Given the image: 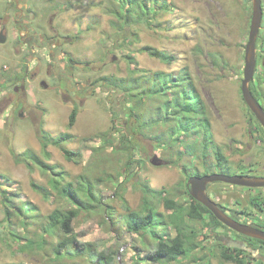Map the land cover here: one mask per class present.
I'll use <instances>...</instances> for the list:
<instances>
[{"label":"rangeland","instance_id":"rangeland-1","mask_svg":"<svg viewBox=\"0 0 264 264\" xmlns=\"http://www.w3.org/2000/svg\"><path fill=\"white\" fill-rule=\"evenodd\" d=\"M26 3L27 14H35L31 30L40 34L28 36L27 40L34 43L41 35H56L53 39L48 38V47L37 51L35 60L29 65L30 72L38 70L34 67L38 60L43 62L41 67L48 64L56 73H73L74 81L66 95L59 89L56 94L44 90L39 85L41 79L57 81L55 75H47L44 66L39 79L31 78L28 82L26 91L18 93L13 89L12 82L24 59L29 58L30 46H22L12 18L15 8L8 7L5 15L9 25L7 40L0 42V264L89 262L88 255L84 258L78 256L83 252L78 250L77 244L71 247L72 253H79L76 256L71 255L70 249L58 255L55 244L60 239L59 235L50 237L44 228L38 227L39 223L47 222L44 217L53 209L78 206L70 203L60 190H52V196L44 198L32 187L31 180L47 185L50 176L34 159L31 160L32 169L25 162H16L12 150L22 153L28 149L34 150L36 158L62 166L68 173V179L74 180L82 172L86 180L99 176L105 179L101 185L105 196L101 206L104 207H99L97 212L81 210L74 220V229L80 241L92 242L99 250H116L118 264H234L222 257L227 236L232 241L240 238L253 248L246 249L245 253L252 264H264L260 259L264 257L263 239L248 240L245 234L240 236L232 229L215 223L208 213L204 219L193 221L199 233L189 256L175 261L154 262L148 255L164 234L162 229L130 232L126 226L127 211L123 200L119 193L116 194L119 183L123 181L126 187L124 197L132 208L139 209L145 195L143 188L150 185L156 189L164 188L188 206L191 202L189 177L203 173L206 170L203 163L209 172H219L213 156H209L206 162L202 156L186 151L185 134L179 135V140L172 143L158 137L166 127L161 119L157 126L146 125L154 117V94L149 93L142 100L125 98L124 93L115 87L121 79L143 75L147 70L177 74L188 72L210 109L214 138L229 158L224 166L229 165L231 169L222 172L264 177V127L252 120V110L241 89L253 0H166L163 8L154 6L159 12L151 23L127 25L124 32L120 26L122 22L111 12L114 0H26ZM4 6L5 1L0 0V14L4 12ZM261 31L264 38V17L260 34ZM259 37L257 61L260 58L264 63V41H259ZM58 40L63 46L55 50ZM145 45L168 50L174 59L167 62L153 57L141 50ZM49 47L55 50L53 57L58 63L49 57ZM63 49L81 64L60 69L63 63L59 56ZM216 53L226 64L214 63ZM259 72L263 73V81L258 77L254 80L256 83L262 81L264 88L262 63ZM89 78L98 80L97 88L89 95L84 94L85 90L76 94L75 85L84 87L89 84ZM83 94L85 97L82 99ZM260 102L264 103V99ZM74 107L79 112L75 124L69 126V116ZM129 108L135 110L131 121L128 119ZM22 111L24 115L20 113ZM147 119L150 120L145 123ZM41 129L46 130L50 137L62 132L72 133L73 139L64 141V144L76 152L74 157L80 162L68 160L61 148L53 144L48 146L51 156L47 158L39 138ZM123 133L129 138L121 143ZM125 143V149L120 148ZM154 154L167 163L153 165L150 159ZM130 156L134 163L128 167L126 163ZM119 172H123L120 177ZM95 187L99 189L97 185ZM207 192L217 204L222 205L223 209L219 207L228 216L232 217V213L245 222L264 223V187L250 188L214 181ZM253 197H257L262 206H252L250 201ZM21 203H25L23 211L19 207ZM154 204L158 206L156 210L166 217L172 214L158 197L154 198ZM7 206L11 216L6 212ZM16 206L20 212L15 215ZM155 213L157 219H163L160 213ZM169 229L172 234L176 233L173 227ZM239 243L243 245V241L239 240Z\"/></svg>","mask_w":264,"mask_h":264},{"label":"trees","instance_id":"trees-1","mask_svg":"<svg viewBox=\"0 0 264 264\" xmlns=\"http://www.w3.org/2000/svg\"><path fill=\"white\" fill-rule=\"evenodd\" d=\"M114 2L115 5L111 9V12L114 13L118 21L122 22L120 23V26L121 29H123V32L126 31L125 28L127 25L129 26L131 24L142 22L148 24L151 23L152 19L159 12V9L154 6L159 5L161 9L166 5V0H120V2L117 3L116 0H114ZM116 23L118 22L116 21ZM261 39L264 41V38H262V31L259 41ZM141 50L148 52L153 57H157L160 60L167 62H171L174 59V55L168 50L158 49L154 46L145 45ZM128 57L133 59L130 55ZM214 63L224 65L226 64V61L221 55L216 53V55H214ZM261 63L264 64L262 60L258 58L256 70L257 75L255 77L262 78L263 81V73L261 74L259 72V65ZM254 79L250 83L251 90L261 101V99H264V88L261 86L262 81L256 83ZM116 85L117 86L115 87L124 93L125 98H138L142 100L146 98L149 93L154 94L152 97L154 117L151 118V120H145V123L150 120L146 125L150 124L151 126H157V122H159L160 119L162 120L166 127L162 130V134L158 136L159 139L174 143L179 140V135L185 134L187 140L184 141V143L188 153H192L195 156H202L206 162L208 161L209 156H213L216 159V168H219V171L231 169L229 165L224 166L229 158L225 155L223 148L214 138L210 109L202 97L201 92L197 88L194 79L191 78L188 72L184 71L181 74H177L166 71L153 72L152 70H147L143 75L139 74L137 76L133 75L131 77L123 78L120 82L116 83ZM171 91H174L172 96ZM262 104L264 106L263 102ZM129 111L128 119L131 121L135 110L134 108H129ZM78 112L79 110L77 107L72 109L69 116V126L75 124ZM251 114L252 120L261 126L262 124L257 119L256 115L253 112ZM46 132V130L41 129L39 138L42 145V152L47 158H50L51 156L48 146L53 144L61 148L68 160H73L76 163L80 162L78 158L74 157L76 156V152L67 148L64 144V141H71V139H73L74 135L72 133L62 132L60 135L50 137L46 135ZM175 134H177L176 137ZM127 138L129 137L123 133L120 142L123 143ZM126 145L127 144L125 143L120 148H124ZM116 148H118V146H116ZM12 154L14 155L16 162H25L30 169L33 167L31 160L34 159L44 173H47L50 176L47 185L39 184L38 182L31 180L32 187L42 194L44 198L51 197L52 190H60L66 194L70 203L78 206V208H74L72 205L69 207H57L44 217L47 219L46 223L41 222L38 224V227L44 228V231L48 233L50 237L59 235L60 239L55 244V250L58 255H61L63 251L70 249L68 251L71 255L73 257L76 256V254L79 253H72L71 247L77 244L80 249L76 248L83 252V254H79L78 256L84 258L85 255H88L89 262L87 264H118L116 262L118 254L116 250H99L94 247L92 242H82L77 238L74 229V220L79 216L81 210L90 209L92 212H97L99 207H104L101 206L105 201L101 185L104 183L105 179L99 176L94 180H86L84 172L79 174L74 180L68 179V173L62 166L49 164L40 157L36 158V154L32 149H28L22 153H16L12 150ZM133 163L134 160L132 156H130V159L126 164L129 167V165ZM203 165L206 168L203 173H208L210 171L208 166L206 167L205 163H203ZM119 173V177L123 175V172ZM95 185H97L99 189L96 188ZM119 188L116 190V194L119 193L127 211L126 226L128 230L130 232L139 233L148 231V229H162L164 233L159 237L155 247H153L148 255L154 262H161L163 260L175 261L180 257L189 256L192 249L195 248L193 242L198 236L197 233H199L198 228L194 225L193 221L204 219L206 216L205 214L207 213L212 217L215 223L231 229L221 222L205 205L196 200L192 193L189 194L191 197L190 204L185 206L176 197L172 196L171 192H167L164 188L156 189L150 185H145L143 188L145 193L142 198L143 204L139 209H134L124 197L126 187L123 186V181L119 183ZM165 192H167V194L163 196ZM155 197H158L159 201L161 199V204L165 209L171 210V215L166 217L164 213L156 210L158 206L154 204ZM250 202L252 206H262V202L259 201L257 197L251 198ZM24 204L25 203H21L19 205V207L22 208V211L24 209ZM6 212L8 215H12L9 206H7ZM19 212L18 206H16L15 215ZM155 212L160 213L162 215L161 218L163 219H157ZM109 218L111 225H113L111 217ZM106 220L108 221V219ZM171 227L175 229V234L171 233L169 229ZM111 228L115 229L114 226H111ZM238 234L243 236L241 233ZM244 236L247 237L248 240L257 239L260 241L257 237ZM245 253V248H232L226 245L222 250V257L224 260L230 261L234 264H251L245 257ZM2 264L26 263L7 262ZM74 264L84 263L75 262Z\"/></svg>","mask_w":264,"mask_h":264},{"label":"water","instance_id":"water-1","mask_svg":"<svg viewBox=\"0 0 264 264\" xmlns=\"http://www.w3.org/2000/svg\"><path fill=\"white\" fill-rule=\"evenodd\" d=\"M263 17V0H253V12L251 17L249 36L245 46L244 78L242 80L241 89L246 103L264 127V106L254 95L250 88V83L255 77L258 64L257 41L262 27ZM6 40L7 37L2 32L0 34V42L4 43L6 42ZM115 58L116 56H114V59ZM150 161L155 166H162L167 163V161L160 157L158 154H154ZM214 181H223L234 185L259 188L264 187V177L255 178L242 174H228L216 171L204 175L194 174L191 175L188 179V185L191 188L193 197L196 200L200 201L203 205H205L209 210H211L221 222L238 233L250 235L264 240V229H261L253 224H248L236 220L224 213V211L219 207L216 201L207 192L208 184ZM224 240L227 241L229 245L242 246L239 243L228 240L227 238H225Z\"/></svg>","mask_w":264,"mask_h":264},{"label":"flooded vegetation","instance_id":"flooded-vegetation-1","mask_svg":"<svg viewBox=\"0 0 264 264\" xmlns=\"http://www.w3.org/2000/svg\"><path fill=\"white\" fill-rule=\"evenodd\" d=\"M5 1V6L2 10H4V12H2L0 14V34L3 32L5 35H6V31H8V19L5 18V15H6V10L8 9V7H13L15 8V12L12 16L14 22H15V27H16V30H17V33H18V37L21 39L22 41V46H25L27 45V47H29V52H28V56L29 58H25L23 63L21 64V67H19L20 69L18 70L15 78H14V82H12V84L14 85V90L16 92H21V91H26L27 89V85H28V82L32 79H39V76L41 75V69L46 66V71H47V75H55L57 81H50V80H46V79H41L39 81V85L42 87V89L44 90H49V91H52V92H55V94L57 93L56 91L59 89L60 90V93L66 95L68 93V90L69 88L71 87L70 84H73V81H74V78H73V73H65V72H59V73H56L54 71L56 70H52L51 69V66H49L48 64H44L43 67H41V64H43V62L41 61H38L37 60V65L34 66L36 68H38V70H32V72H30V67L29 65L31 64V62H33L35 60V54L37 53V51L42 48V47H48V38H52V37H56V35H46V36H43L41 35L42 37H39V39L36 38L37 42L35 41L34 43L31 42V41H28L27 40V37L28 36H39L40 34H35L36 31L35 30H31V22L34 20L35 18V14H27V3H26V0H4ZM7 37V36H6ZM53 39V38H52ZM54 41H57L56 38H54ZM2 43V42H1ZM5 43V42H4ZM62 43L58 40V43H57V49L55 50H58V48L62 49ZM55 50L53 51L50 47H49V57H52L54 58L52 62L54 63H58V60H56L55 57H53L55 55ZM60 62L63 63L62 66H60V69L61 68H66L67 66H70L71 68L73 67H78L79 64H81V62H79L77 59H75L73 56H71L70 52L67 51V50H64L63 49V52L62 54H60ZM51 60V58H50ZM87 65L89 64L88 62L86 63ZM71 70V69H70ZM69 70V71H70ZM65 71V70H64ZM46 74V73H45ZM19 81L20 83L19 84H16L15 81ZM67 80V81H66ZM89 81V84H85L84 87H77V85H75L76 87V91H74L76 94H82L83 90H85V95L88 94L89 92L91 91H94L95 88H97V85H98V80H93L91 78L88 79ZM62 85V86H61ZM68 89V90H67ZM81 95V98L83 99L85 97V95ZM89 95V94H88ZM19 102V101H18ZM23 104V102H21V105ZM24 105V104H23ZM22 115H24V112H20ZM216 172V171H214ZM219 172H222V171H219ZM208 173H212V172H208ZM204 174H207V173H202V174H198V175H204ZM233 174V173H232ZM211 183L208 184L207 186V189L209 187ZM252 188V187H250ZM210 195V194H209ZM219 203V202H218ZM221 208H222V205L221 204H218ZM223 209V208H222ZM231 216L236 219V220H239V221H242L244 223H251L253 225H256L257 227L261 228V229H264V223L260 222V221H254V220H251V221H248V222H245L243 221L242 219H240L239 217H237L235 214H232L230 213ZM227 239L230 240L227 236ZM232 240V239H231ZM239 240L240 241H243V245L242 246H238V245H229L228 243H226L228 246L234 248V247H242V248H245V249H251L253 250V248H251L249 245L246 244V242L240 238H235L233 241L235 243H239ZM240 244V243H239ZM244 246V247H243ZM261 260L264 261V257L260 258ZM249 260V259H248ZM249 262L252 264V262L249 260Z\"/></svg>","mask_w":264,"mask_h":264}]
</instances>
